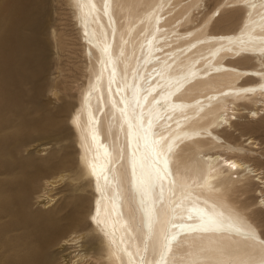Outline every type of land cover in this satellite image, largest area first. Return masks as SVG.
<instances>
[{
  "label": "rangeland",
  "instance_id": "1",
  "mask_svg": "<svg viewBox=\"0 0 264 264\" xmlns=\"http://www.w3.org/2000/svg\"><path fill=\"white\" fill-rule=\"evenodd\" d=\"M15 2L20 6V19L18 14L6 15L8 5L0 10V264H111L108 249L87 224L95 193L79 160L80 145L68 126L93 79L96 63L82 38L79 15L72 0H10V6ZM248 2L114 0V12L121 24L130 22L136 27L137 20L145 19L154 7L159 10L160 25L169 36L170 45L166 48L169 59H173L171 51H174L185 52L186 56L192 54L193 59L206 62L213 56L211 48L202 45L201 52L193 53L207 38L238 36L241 39L249 18ZM214 11L221 14L213 15ZM24 17L25 22L21 19ZM15 27L22 37L14 38L17 47L10 51L9 45L3 46L2 34ZM257 56L239 52L220 63L237 71L255 70ZM262 81L236 72L223 73L195 87L182 102L198 101L207 105L204 109L213 108L217 98L260 85ZM227 100L230 107L240 109L233 115L237 120L232 121V126L217 127L220 105L201 123L186 125V130L196 129L203 138L180 144L186 160L178 167L189 178L203 179L205 167L199 157L201 153H218L250 164L257 176H240L219 187L216 193L227 199L232 212L242 217L248 228L260 234L264 229V181L257 182L256 177L264 176V95L255 99L259 102L258 116L242 114L245 109H255L253 96L236 94ZM78 185L80 190L76 189ZM82 191L87 197L80 200ZM65 205L69 211L64 215ZM74 205L79 207L77 212L73 211ZM67 213L72 215L66 216ZM73 214L76 221L70 219ZM63 216L66 220H60ZM237 244L244 247L238 259L231 253L217 254L203 249L202 261L260 264L264 249ZM193 250L187 253L189 257L201 253Z\"/></svg>",
  "mask_w": 264,
  "mask_h": 264
},
{
  "label": "bare ground",
  "instance_id": "2",
  "mask_svg": "<svg viewBox=\"0 0 264 264\" xmlns=\"http://www.w3.org/2000/svg\"><path fill=\"white\" fill-rule=\"evenodd\" d=\"M72 2L79 15L82 38L96 63L93 79L68 126L80 145L79 160L95 193L87 224L108 249L111 264H205L203 249L231 253L238 259L244 247L237 242L262 248L261 235L248 228L244 219L232 212L227 199L216 193L240 176H257L250 164L218 153H201L203 179L189 178L178 165L186 160L180 144L203 138L196 129L186 130V125L201 123L220 105L217 127L232 126L237 120L233 115L240 109L230 107L227 98L231 95L253 96L255 109H245L242 114L259 115L255 99L264 95V0H249L246 4L249 18L241 39H204L206 42L193 54L201 52L202 45L211 48L213 56L206 62L174 51L173 59H169V36L154 7L134 27L117 20L114 0ZM5 6L8 17L18 14L20 19L17 2L10 6V0H0V10ZM19 31L15 27L2 34L3 46L9 45L13 51L17 47L14 38L22 37ZM56 47L60 49L59 44ZM239 52L256 53L257 69L237 71L220 63ZM229 72L263 81L217 98L213 108L204 109L207 105L198 101L182 102L188 92L210 77ZM187 116L191 118L184 119ZM230 164L237 167L233 169ZM86 197L84 191L79 194L80 200ZM68 207L65 205L64 215ZM73 208L74 212L79 209L76 205ZM68 213L66 216L72 215ZM75 215L70 219L76 221ZM66 216L60 220H66ZM200 216L213 217L219 226L205 231ZM250 230L256 236L255 242L249 238ZM192 249L201 253L189 257L187 253Z\"/></svg>",
  "mask_w": 264,
  "mask_h": 264
},
{
  "label": "snow or ice",
  "instance_id": "3",
  "mask_svg": "<svg viewBox=\"0 0 264 264\" xmlns=\"http://www.w3.org/2000/svg\"><path fill=\"white\" fill-rule=\"evenodd\" d=\"M222 3H223V0H221V4ZM225 7H227V6H225ZM212 14L213 15H219L221 13H220V11H214ZM229 167L235 169L237 167V165L236 164H230ZM256 179L264 181V176L256 177ZM262 210H264V209H262ZM190 219H191V217H190ZM199 219H200L201 226L203 227V229L205 231L209 230L210 228H215V227L219 226L218 221L216 219H214L213 217H211V216H209V217L200 216ZM260 235H261V238L259 240V243H260L262 249H264V229H261ZM249 238L253 242L256 241V236L254 234H252L251 230H250V233H249ZM260 264H264V252H262L261 259H260Z\"/></svg>",
  "mask_w": 264,
  "mask_h": 264
}]
</instances>
